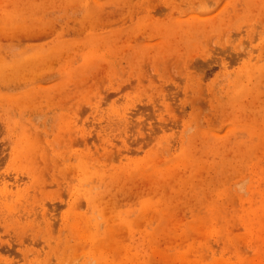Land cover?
Instances as JSON below:
<instances>
[{
  "label": "rangeland",
  "instance_id": "obj_1",
  "mask_svg": "<svg viewBox=\"0 0 264 264\" xmlns=\"http://www.w3.org/2000/svg\"><path fill=\"white\" fill-rule=\"evenodd\" d=\"M184 262L264 264V0H0V264Z\"/></svg>",
  "mask_w": 264,
  "mask_h": 264
},
{
  "label": "bare ground",
  "instance_id": "obj_2",
  "mask_svg": "<svg viewBox=\"0 0 264 264\" xmlns=\"http://www.w3.org/2000/svg\"><path fill=\"white\" fill-rule=\"evenodd\" d=\"M96 17V16H95ZM98 18V17H97ZM97 21V20H96ZM71 22V21H70ZM40 30V29H39ZM42 33V32H41ZM40 34V33H39ZM11 36V35H10ZM192 178V177H191ZM184 182V181H183ZM198 183V182H197ZM194 184V183H193ZM10 214V213H9ZM56 222V221H55ZM56 224V223H55ZM53 225H54V223H53ZM55 227V226H54ZM55 229V228H54ZM54 229H53V231H54ZM61 233V232H60ZM81 233V232H80ZM179 256V255H178ZM176 261V260H175ZM184 264H185V262H184Z\"/></svg>",
  "mask_w": 264,
  "mask_h": 264
}]
</instances>
